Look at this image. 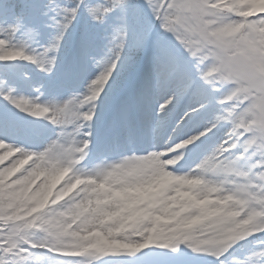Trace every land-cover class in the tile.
Wrapping results in <instances>:
<instances>
[{"label":"snow or ice","instance_id":"snow-or-ice-1","mask_svg":"<svg viewBox=\"0 0 264 264\" xmlns=\"http://www.w3.org/2000/svg\"><path fill=\"white\" fill-rule=\"evenodd\" d=\"M0 264H264V0H0Z\"/></svg>","mask_w":264,"mask_h":264}]
</instances>
